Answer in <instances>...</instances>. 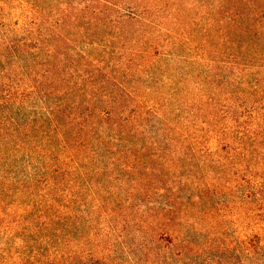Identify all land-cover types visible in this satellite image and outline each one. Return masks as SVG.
<instances>
[{
    "label": "trees",
    "instance_id": "obj_1",
    "mask_svg": "<svg viewBox=\"0 0 264 264\" xmlns=\"http://www.w3.org/2000/svg\"><path fill=\"white\" fill-rule=\"evenodd\" d=\"M52 7L26 31L0 38V191L6 173L25 162L31 181L42 175L64 187L70 216L93 208L109 231L105 244L82 241L69 256L36 251L20 264H264L255 208L264 206V107L227 139V153L219 145L208 157L191 125L207 126L211 115L203 109V121L186 103L188 118L180 117L172 97L198 90V69L171 93L155 78L146 89L137 70L156 68L162 47L171 56L200 53L198 96L209 108L224 69L227 96L242 81L264 106V0H52ZM123 8L129 13L117 17Z\"/></svg>",
    "mask_w": 264,
    "mask_h": 264
},
{
    "label": "rangeland",
    "instance_id": "obj_2",
    "mask_svg": "<svg viewBox=\"0 0 264 264\" xmlns=\"http://www.w3.org/2000/svg\"><path fill=\"white\" fill-rule=\"evenodd\" d=\"M52 8V0H0V38L13 31L20 33L26 31L34 22L42 18V14L49 15ZM128 13L127 9H120L117 17ZM100 38L104 39V36ZM100 49L104 50V47L101 46ZM110 51L117 52L119 49L112 48ZM169 51L166 47L159 49L156 68L149 69L146 63L137 67L144 87L148 89L150 79L155 78L160 86L170 88L168 93H171L178 90V87L189 84L186 81H189L191 74L198 69L196 84L198 90L191 89L184 94L172 95L177 107L176 113L180 117L188 118L184 110L186 103H189L194 110L192 115L199 114L202 119L203 109L208 110L211 119L207 126L201 121L191 125L198 143V151L208 157H216V150L220 145L227 153V139L242 135L245 132L243 127L245 121L251 124L253 117L264 106L259 99H250L248 93L243 92L246 86L242 81L239 85L230 86V93L227 96V69H224L221 76L223 90L209 101L211 105L209 108L207 99L199 97L205 93L202 69L197 66V61L200 60L198 57H201L200 53L197 56L196 53L185 50L180 52L181 54L171 56ZM122 54L132 53L128 50ZM145 65L146 67H143ZM235 81L233 79V82ZM144 92L145 90H142V93ZM165 97L166 95L163 98ZM203 121L206 120L203 119ZM24 163L23 168L16 172L17 174L12 171L6 173V179L2 185L3 191H0V212H6V214L14 212L13 216L0 219V264H20L24 255H33L36 251L69 256L76 251L78 243L95 238L101 239L102 244H105L107 239L104 234L109 231L106 220L94 215L93 208L70 216L66 206L69 197L64 193V187L53 188L51 181L42 175L36 176L31 181L33 169L26 168L29 166ZM256 182L259 181L256 179ZM255 208L264 223V206ZM255 222L253 220L251 224ZM26 228L32 229L31 234L22 230ZM51 228L57 230L55 232L57 237L54 240L47 238ZM214 232V230L211 232L212 239ZM87 247L86 245L84 249L86 250Z\"/></svg>",
    "mask_w": 264,
    "mask_h": 264
}]
</instances>
